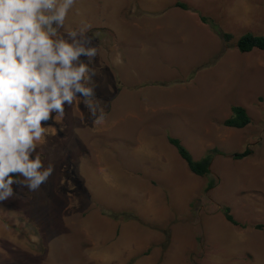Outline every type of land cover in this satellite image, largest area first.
Masks as SVG:
<instances>
[{
    "label": "rangeland",
    "instance_id": "obj_1",
    "mask_svg": "<svg viewBox=\"0 0 264 264\" xmlns=\"http://www.w3.org/2000/svg\"><path fill=\"white\" fill-rule=\"evenodd\" d=\"M81 22L102 116L77 97L49 121L51 175L0 202V264H264V51L236 47L264 34V0H76L65 23ZM233 106L245 128L224 126ZM168 136L195 160L216 150L210 174Z\"/></svg>",
    "mask_w": 264,
    "mask_h": 264
},
{
    "label": "clouds",
    "instance_id": "obj_2",
    "mask_svg": "<svg viewBox=\"0 0 264 264\" xmlns=\"http://www.w3.org/2000/svg\"><path fill=\"white\" fill-rule=\"evenodd\" d=\"M75 3L0 0V202L13 196L14 184L36 191L51 175L37 142L75 98L89 118L102 116L91 25L70 30L65 23Z\"/></svg>",
    "mask_w": 264,
    "mask_h": 264
},
{
    "label": "trees",
    "instance_id": "obj_3",
    "mask_svg": "<svg viewBox=\"0 0 264 264\" xmlns=\"http://www.w3.org/2000/svg\"><path fill=\"white\" fill-rule=\"evenodd\" d=\"M177 6L188 9L187 5L185 4H177ZM201 21L204 23H208V18L203 16L201 17ZM214 28L217 29L218 26L213 22ZM225 41H229L231 36L229 34H222ZM236 47L240 53H250L254 50L264 51V34L256 35L253 33H246L241 36L238 41L236 42ZM251 123V117L249 116L247 110L242 106H233L232 107V115L224 121V126L235 128V129H242L248 126ZM169 143L175 147L178 155L185 161L189 170L200 177H205L210 174L211 163L213 160V152L216 150L211 151L205 157L200 160H195L190 150L182 143L179 138L168 136ZM252 150L247 148L245 151L241 153L234 154L235 159H243L252 154ZM215 186V183L211 180L208 183L207 189H212ZM224 213L228 221L233 224H237L234 220L233 216L230 214L229 208H224Z\"/></svg>",
    "mask_w": 264,
    "mask_h": 264
}]
</instances>
